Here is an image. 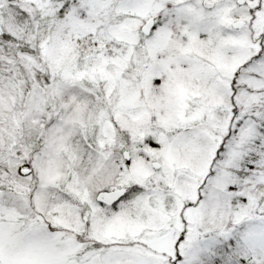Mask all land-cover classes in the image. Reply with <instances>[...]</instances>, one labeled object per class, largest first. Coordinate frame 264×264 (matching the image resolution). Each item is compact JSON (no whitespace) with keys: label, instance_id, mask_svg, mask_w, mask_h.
Masks as SVG:
<instances>
[{"label":"snow or ice","instance_id":"obj_1","mask_svg":"<svg viewBox=\"0 0 264 264\" xmlns=\"http://www.w3.org/2000/svg\"><path fill=\"white\" fill-rule=\"evenodd\" d=\"M0 264H264V0H0Z\"/></svg>","mask_w":264,"mask_h":264}]
</instances>
